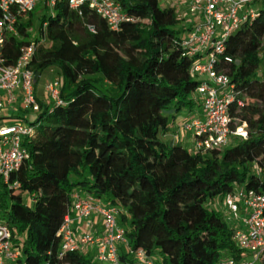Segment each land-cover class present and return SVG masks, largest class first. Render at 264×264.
Listing matches in <instances>:
<instances>
[{
	"label": "trees",
	"instance_id": "trees-1",
	"mask_svg": "<svg viewBox=\"0 0 264 264\" xmlns=\"http://www.w3.org/2000/svg\"><path fill=\"white\" fill-rule=\"evenodd\" d=\"M117 1L134 22L111 31L87 7L79 14L67 0L52 7L43 0L44 12H30L5 45L12 64L34 44L35 93L43 76V86L58 77L62 101L35 122L24 144L30 160L11 177L18 187L0 186V216L20 249L15 264H99L86 252H61L57 233L74 192L121 209L130 247L158 257L155 264L238 258L234 228L211 205L236 188L264 192V0L215 64L235 87L232 129L245 124L246 139L206 153L163 140L177 115L201 107L193 99L202 82L192 74L197 58L180 45L186 29L176 28V9L160 0Z\"/></svg>",
	"mask_w": 264,
	"mask_h": 264
},
{
	"label": "built area",
	"instance_id": "built-area-1",
	"mask_svg": "<svg viewBox=\"0 0 264 264\" xmlns=\"http://www.w3.org/2000/svg\"><path fill=\"white\" fill-rule=\"evenodd\" d=\"M42 1L0 0V186L6 189L18 187L11 177L30 160L24 144L33 136L35 122L15 124L12 117L8 118L1 112L13 107L14 111L21 109L40 115L47 105L62 104L58 77L45 82L43 96L35 93L34 74L28 67L36 51L34 44L21 47L18 58L12 64H7L4 56L5 45L10 37H19L18 24L24 22L26 16ZM56 1L49 0V6H54ZM260 1L187 0L185 6L188 13L199 15L202 21L191 23L185 36L181 37L180 45L189 57L197 58L192 66V74L197 78L201 75L207 77L193 95L195 100L200 97L201 118L191 119L184 126L194 136L191 152L220 150L229 144L232 137L246 139L245 124L232 129L235 123L230 115V106L236 97L235 87L229 76L216 70L215 64L224 52L225 40L244 21L254 17L255 6ZM67 2L69 8L79 14L84 7L95 12L111 31L119 30L122 23L134 22L117 0ZM176 13L177 19L182 21L184 16L180 12ZM89 30L93 31V28L89 27ZM223 60L231 62L227 56ZM18 102L19 107L15 109L14 105ZM232 196L242 212L243 229H234L232 236L241 255L228 258L221 264H264V192L254 193L239 188L228 197ZM71 199V208L57 233L61 239L62 253L85 252L92 248L95 254L93 260L99 264H155L153 258L143 250L130 247L125 238V229L119 224L121 209L79 192H74ZM91 218L100 219V233L92 234L84 228H72L73 220L88 222ZM120 246L124 247L123 252ZM19 257L20 249L13 245L11 231L0 216V264H15Z\"/></svg>",
	"mask_w": 264,
	"mask_h": 264
},
{
	"label": "rangeland",
	"instance_id": "rangeland-1",
	"mask_svg": "<svg viewBox=\"0 0 264 264\" xmlns=\"http://www.w3.org/2000/svg\"><path fill=\"white\" fill-rule=\"evenodd\" d=\"M180 3L181 2L179 1L172 2L171 0H160V5L162 7H167L171 5L175 7L177 12H180L184 16V19L180 22L179 25H177L176 27L177 29H188L191 23H199L202 21L199 15H193V16L190 15L187 11V6H185L184 4H180ZM38 10H39V14H42L44 12L40 10L39 7L37 8V11ZM181 36L184 37L185 33H183ZM262 66H264V64H262ZM45 79L46 78L43 76V78L38 82V85H37V88H38L37 90H39L38 95L40 97L44 95L43 83ZM48 80H50V78ZM198 80L206 81L207 77L205 75H201L198 77ZM196 100L200 101V97H197ZM19 103L20 102L14 105L15 109L19 107ZM1 114L7 116L8 118L12 117L14 120L13 122L15 124H23V125H25L28 122H36L38 121V117H39L38 114L26 113L25 111L21 109L14 111L13 107L9 108L8 110L2 111ZM177 118L178 119H176L174 123L175 124L174 128L176 129L175 133L177 137L182 140L181 144L188 151H192V146H193L192 143H193L194 136H193V133L187 132L184 127L186 124H189L190 120L182 116H179ZM173 140L175 141V138ZM237 189L239 188H236V190ZM237 206L238 204L234 203L233 196L232 197L226 196L224 199L216 200L214 204L211 205V208L219 211L225 217V220L228 226L234 229H243L242 212ZM90 255L93 259V257L95 256L94 250L90 251ZM153 260L155 263H157L159 258L153 257Z\"/></svg>",
	"mask_w": 264,
	"mask_h": 264
},
{
	"label": "crops",
	"instance_id": "crops-1",
	"mask_svg": "<svg viewBox=\"0 0 264 264\" xmlns=\"http://www.w3.org/2000/svg\"><path fill=\"white\" fill-rule=\"evenodd\" d=\"M182 4L186 5L187 0H182ZM200 102V101H199ZM182 116L188 120L191 119H199L201 118V107H195L192 111H182L179 115L176 116L174 121L172 122L169 131L164 135L163 140L169 143H179L181 144L182 140L179 139L175 133L174 123L175 120L178 119L177 117ZM175 138V141L173 140ZM179 141V142H178ZM182 145V144H181ZM81 195H86L84 193H80ZM104 200V199H103ZM239 208V206H237ZM73 218H75V215H72ZM242 226V225H241ZM72 228H84L87 231H90L92 234H98L101 232V221L100 219L91 218L88 222H81L78 220H73L72 222ZM93 250L92 248L86 249L85 252L90 254V251ZM124 247L120 246V251L123 252ZM91 256V255H90Z\"/></svg>",
	"mask_w": 264,
	"mask_h": 264
}]
</instances>
